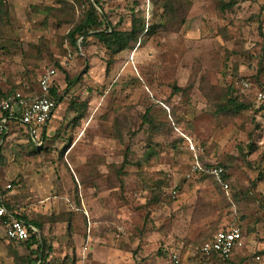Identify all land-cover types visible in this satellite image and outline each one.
<instances>
[{
	"label": "rangeland",
	"instance_id": "rangeland-1",
	"mask_svg": "<svg viewBox=\"0 0 264 264\" xmlns=\"http://www.w3.org/2000/svg\"><path fill=\"white\" fill-rule=\"evenodd\" d=\"M187 1L182 24L177 18L133 50L118 52L110 63L97 39L78 49L64 39L84 4L10 0L7 20L6 0L0 90L36 91L40 74L54 67L55 85L65 95L42 144L33 145L19 126L8 133L0 154V186L11 184L7 194L18 196L19 212L40 223V230L65 222L55 240L42 233L51 246L45 264H164L170 251L205 232L204 223L212 220L219 228L243 230L242 247L222 264H264V109L254 111L259 105L255 90L264 83L262 0ZM157 2L100 0L119 30L130 28L133 13L146 25L161 22L163 8ZM221 4L230 7L221 11ZM237 75L235 91L254 107L224 111V90ZM66 76L80 80L65 90ZM245 81L249 88L243 87ZM174 86L190 89L180 93ZM70 100L77 109H68ZM147 109L148 118L163 129L142 122ZM185 134L200 149V162L228 164L231 205L213 196L212 178L186 177L192 155ZM125 159L121 172L117 167ZM33 171L45 184L55 183L46 200L28 185ZM63 173L70 176L68 189ZM66 199L74 211L63 210L65 203L70 208ZM27 202L28 211H22ZM216 204L212 216L197 211ZM86 208L93 211L89 219ZM82 213V223L67 227ZM117 227L125 231L121 238L115 236ZM29 252L6 240L0 226V264H27Z\"/></svg>",
	"mask_w": 264,
	"mask_h": 264
},
{
	"label": "trees",
	"instance_id": "trees-1",
	"mask_svg": "<svg viewBox=\"0 0 264 264\" xmlns=\"http://www.w3.org/2000/svg\"><path fill=\"white\" fill-rule=\"evenodd\" d=\"M78 3L84 4L85 5V10L82 13L81 16L74 17L72 18L71 26L68 29L67 33L64 36V39L69 42V44L74 48L78 49L79 47H86L88 43V39L93 37L97 39L103 47L107 50L109 53L110 57V63L114 61V56L124 50V49H130L133 50L137 44H140L141 41L147 39L157 31L161 30L165 25H169V23H173L174 20L179 19V23L182 24L184 22V16L183 14V9H187L190 6V2L187 0H158L157 4L163 8V14L161 17V22L158 24H152V25H146L143 18L136 16L134 13L131 15L130 19V28L127 30H119L118 29V24L113 25L110 20L108 19V16L102 9V5L100 3V0H77ZM230 7L229 4H221L219 6V9L221 11H224ZM260 12L262 14L263 18V13H264V4L261 3L260 6ZM99 8V10L97 9ZM47 19V18H46ZM263 22V20H262ZM263 29V24L262 27L259 26V31L261 32V35L264 37V33L262 32ZM81 38V42L78 44V39ZM239 78V75L235 76L232 81L228 84L226 89L224 90L222 99L223 101L222 104V109L224 111H232V112H240L244 110L251 109L253 106V103L248 102V99L246 95H242L241 93L238 94L237 91H235L233 82ZM67 81V86L65 90L68 88L72 87L75 83L79 82L80 78L79 77H74L73 79H69L67 76L65 77ZM264 84V83H263ZM262 84V85H263ZM175 92H180V93H187L188 90L190 89V86L187 87H173ZM16 87H12L11 89L6 90L5 92L0 90V101H2L8 94L11 92L15 91ZM51 97L58 103L64 100L65 95H61L59 92V89L56 85L51 89L50 91ZM253 99V98H252ZM252 101V100H251ZM254 102V100H253ZM255 103V102H254ZM78 106H82L83 109L85 108L84 103H80ZM68 109H77V105L74 102V100H70L68 104ZM264 109V103H259L258 107H254L255 113H259V111ZM148 113L149 110L147 109L144 114L142 115V122L144 124H148L149 126L152 127V129H163L165 127L164 124H155L154 121L151 118H148ZM77 118H82V114L77 116ZM48 124V122H47ZM42 126L41 128V134L40 138H43L46 134V126ZM178 124V123H177ZM33 144V143H32ZM38 149V147H36ZM148 151L152 150L153 148L152 143L148 142L147 144ZM2 150V146H0V152ZM151 156V155H147ZM200 156V154H199ZM203 157V156H201ZM202 161V159H201ZM200 162V161H199ZM204 167L210 166V165H221L225 172H226V178L229 180L230 185H229V190L232 189V183L230 181L229 174L227 173L228 164L224 162H200ZM128 162L127 160H123V162L117 167V169L121 172L124 171L125 165H127ZM124 175V174H123ZM203 178H210L208 175H201ZM215 182V181H214ZM19 182L17 181L16 184ZM14 184V183H13ZM11 189V184L9 188H5V191H1V198L0 202L4 204L10 214H12L14 217L20 218L24 222H26L28 225H33L37 229H41V224L38 223L36 220L32 221H27V217L25 214H22L19 212V206L16 204V200H18V196H8L7 192ZM215 194H213L214 197H217V199H220V201L224 202L227 205H231L229 203V199L226 196L227 191H224L220 188V185L215 182ZM151 193L158 194V190H152L150 189ZM221 204V203H219ZM214 208L209 207L205 205L206 209L204 210L203 207L199 210V214H203L204 216H212L216 210L218 209V204ZM233 205V204H232ZM230 207V206H229ZM196 210V209H195ZM218 211V210H217ZM197 212V213H198ZM208 216V217H209ZM202 219L203 217L200 216ZM242 219V218H241ZM215 221L218 220H212L210 223H204L207 225V228L205 232H202L199 234L196 238L192 240H186L184 244H182V250H186L189 252V254L194 253L200 248V245L207 240L210 235L218 230L221 229H226L225 227L219 228L218 225L215 224ZM239 227V226H238ZM243 236V230L241 229L242 227H239ZM29 231V237L25 240H6L21 244L25 248L30 249L29 256H27L25 262L27 264H45L46 259L48 258V254L51 250L50 244H48L47 239L42 233H38L33 231L30 227H28ZM237 249L233 250L231 256ZM172 251H177L178 250H172ZM170 251L169 254L172 252ZM230 256V257H231ZM229 258H219L216 256H211L209 259L210 264H219V263H224L229 261Z\"/></svg>",
	"mask_w": 264,
	"mask_h": 264
},
{
	"label": "built area",
	"instance_id": "built-area-1",
	"mask_svg": "<svg viewBox=\"0 0 264 264\" xmlns=\"http://www.w3.org/2000/svg\"><path fill=\"white\" fill-rule=\"evenodd\" d=\"M264 4V0H262ZM264 28V13H263ZM56 69L48 67L39 76L37 89L33 92H25L23 90H15L8 94L0 101V146L3 145L6 135L10 130L11 123L18 125L28 134L34 143L39 146V129L45 126L50 120L57 102L51 97L50 91L54 87V77ZM244 88H249L248 82H242ZM255 98L259 103H264V84L255 90ZM184 143L187 150L192 155L190 163L191 174L208 175L220 185L224 191L229 190L230 182L226 178V172L221 165H210L204 167L199 162L200 149L194 143V139L185 134ZM10 184L6 185L9 188ZM172 197L177 195L176 190L171 191ZM1 198V192H0ZM0 226L3 229L4 236L8 240H25L29 237L28 225L20 218L10 214L4 204L0 202ZM36 232V231H35ZM125 235L122 227H117L115 236L121 238ZM243 245V237L241 230L236 225H231L226 229L218 230L205 240L200 248L192 254H182L180 251H172L168 256L167 264H210L208 261L211 256L219 258H229L235 249H240Z\"/></svg>",
	"mask_w": 264,
	"mask_h": 264
},
{
	"label": "crops",
	"instance_id": "crops-1",
	"mask_svg": "<svg viewBox=\"0 0 264 264\" xmlns=\"http://www.w3.org/2000/svg\"><path fill=\"white\" fill-rule=\"evenodd\" d=\"M7 5H8V7H9V15H8V18H7V20L8 19H11V13H10V9H11V2H10V0H7ZM7 6H6V0H0V36L1 35H3L4 34V32H3V30H4V27H6V25H5V23H6V14H5V8H6ZM1 22H4V23H1ZM58 105V104H57ZM57 105H56V108H57ZM56 108H55V110H56ZM55 110L53 111V113H52V116H51V118H50V120L48 121V124H47V126H46V131H47V129L49 130V127H50V123L53 121V115H54V113H55ZM18 127H19V125H18V123H11L10 124V130H9V132H12V130H16V129H18ZM21 128V127H20ZM24 131V130H23ZM8 132V133H9ZM14 132V131H13ZM25 132V131H24ZM8 133H7V135H8ZM39 135L41 134V129H39ZM6 135V136H7ZM25 135L27 136V138H28V140L30 141V142H32L33 143V145H35V146H37L35 143H34V141L31 139V137L28 135V134H26V132H25ZM48 136V134L46 133L45 134V136L43 137V138H41V139H39L40 141H41V144L44 142V140L46 139V137ZM3 146V145H2ZM2 152H0V154H1ZM35 174H34V178L31 180V182H29L28 181V185H30L31 187H32V190L33 191H35V192H37V193H39V197H40V199L41 200H46V199H48L47 198V196H46V192L48 193V191H50V189L52 188V185L54 184L55 185V183H53V184H50V183H48V184H45L42 180H41V178L40 177H38V171H33ZM211 178V177H210ZM62 179L64 180V182H65V184H66V189H68V188H70V187H72V185H71V180H70V176L69 175H66V174H62ZM213 182H214V180H213ZM215 183V182H214ZM56 186H58V185H56ZM5 188H6V186H0V189H1V191H5ZM40 200V202L39 203H41L42 204V201ZM66 202H67V204L68 205H70L69 207L70 208H67L68 206L66 205V203L64 204V206H65V209H63V210H68V209H70V210H72V211H74L73 210V208H72V204L66 199ZM28 203L29 202H27V203H23L24 205H26L27 204V208H23V209H21L22 211H24V210H26V211H28ZM79 209H77V210H75V211H78ZM86 210L88 211H86L85 213H86V215H87V217H88V219H89V214L90 215H92L93 216V211H90V210H88V208H86ZM89 213V214H88ZM83 213H82V216H81V218H78V215H77V217H76V219L74 220V222H75V224H74V222H73V224H72V221L71 222H68V224H67V227L70 225L71 227H74V228H76V225L79 223V221H81V223H82V221H83ZM27 217V221H32L33 219L31 218V217H29V216H26ZM84 217H85V215H84ZM32 228H34L35 229V231L36 232H38V233H44V234H46V235H49V238H52L53 239V236H55V234L57 233V232H60V230H62V227L63 228H65L66 226H65V222L64 223H62L61 225H56V226H54V227H50L49 225H47V224H45V225H43V227H42V230H39V229H37L35 226H33L32 224L30 225ZM42 231V232H41ZM71 234H73L74 235V232L73 233H71ZM53 240H55V239H53ZM69 250H71V248L69 249ZM178 251H180V252H182V254H186V253H188V251H186V250H182V246H180V248L179 249H177ZM77 251V250H76ZM64 252H66V249H63V251H62V253H64ZM97 252H101L100 250H98ZM168 256H169V254H168ZM167 261H168V257H167V260L165 261V263L164 264H167ZM219 264H222V263H219Z\"/></svg>",
	"mask_w": 264,
	"mask_h": 264
}]
</instances>
